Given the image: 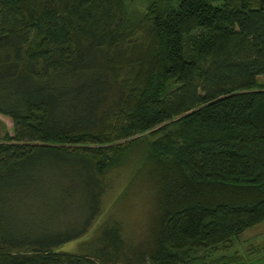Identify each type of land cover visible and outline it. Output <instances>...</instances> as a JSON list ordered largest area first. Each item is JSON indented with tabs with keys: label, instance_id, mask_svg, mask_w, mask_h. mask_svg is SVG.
<instances>
[{
	"label": "trees",
	"instance_id": "obj_1",
	"mask_svg": "<svg viewBox=\"0 0 264 264\" xmlns=\"http://www.w3.org/2000/svg\"><path fill=\"white\" fill-rule=\"evenodd\" d=\"M263 74L264 0H0V264H254L214 255L264 221ZM130 163L113 203L144 191L143 234L115 217L58 251ZM59 175L89 212L72 235L30 225L69 211Z\"/></svg>",
	"mask_w": 264,
	"mask_h": 264
},
{
	"label": "rangeland",
	"instance_id": "obj_2",
	"mask_svg": "<svg viewBox=\"0 0 264 264\" xmlns=\"http://www.w3.org/2000/svg\"><path fill=\"white\" fill-rule=\"evenodd\" d=\"M257 81L260 85L264 86V74L259 75ZM6 133L9 135L13 134V123L10 117L0 113V139L4 137ZM131 170L132 165L130 163L128 166L117 169V171L113 173L110 179V188L102 198L103 207L101 214L84 236L65 242L58 248V251L81 253L86 248L89 240L96 237L101 225L106 220L112 221L115 217L122 221L126 236L133 238L143 234L142 230L147 221L145 210L146 207H148L146 204V196L142 194L144 191H140V195L142 196H137V194L132 195L137 197L131 199L128 203L126 202L120 205H114L113 203L114 199L125 186L128 177L132 173ZM54 182L57 188L56 190L54 187L50 188V195L53 196L56 194L53 197L56 200L66 198L67 202L70 198H73V200L70 201L69 211L63 213L61 211L62 209L59 210L58 208H50V211H36L35 214L30 217V225L33 226L32 229H38L41 233L51 230L62 231V235H72L82 228L83 220L89 212L83 207V198L81 199L80 197L81 192L79 191L78 182L76 180H71L63 175H59L56 179L54 178ZM65 194H68V196H64ZM65 210H68V207ZM81 215L83 216L82 219ZM86 241L88 242L86 243ZM83 242H85V244ZM259 243L264 244V221L247 228L235 237L232 245L233 248L217 252L214 256L230 253L237 248H244L242 255L245 259L251 260L254 264H264V248L259 247L256 252L248 251L251 245H257Z\"/></svg>",
	"mask_w": 264,
	"mask_h": 264
}]
</instances>
